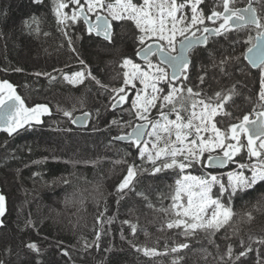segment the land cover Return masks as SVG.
Returning a JSON list of instances; mask_svg holds the SVG:
<instances>
[{
  "label": "trees",
  "instance_id": "obj_1",
  "mask_svg": "<svg viewBox=\"0 0 264 264\" xmlns=\"http://www.w3.org/2000/svg\"><path fill=\"white\" fill-rule=\"evenodd\" d=\"M16 2L14 6H8V2L0 0V77L16 87L27 106L47 103L53 114L46 117L40 126H33L30 130L24 129L12 136H0V173L13 172L22 196L21 211L17 217L9 216L6 220L5 215L2 219L0 261H3V264H88L89 259V264H172L174 259L183 257L179 264H221L218 255L223 254L226 245L232 242L234 252L238 254L243 250L240 247V241L243 240L244 246L251 244L253 251L246 258H241L239 264H257V249L260 262L264 264V245L253 242L264 238V210H257L264 204V197L261 196L264 184L258 186L255 191L238 193L233 198L234 210L240 215L236 217V234L231 237V241L225 240L221 233L211 238L215 241V244H211L207 237L198 234L190 240V248L180 253L170 251L173 241L184 242L183 237L178 235L179 230L165 228L161 231L168 217L162 212L146 207L147 201L136 195L137 192H143L156 208H168L172 203L170 196L174 194L175 181L180 177L178 169H169L155 176L147 172L139 174L134 191H127L117 204L119 197L115 188L126 175L127 164L114 162L126 158L128 163H131L137 156L128 143L114 142L112 137L119 132L115 127L107 129V126L113 117L119 118L122 115L125 120L129 117L126 112L117 111L121 109L106 111L109 95L112 94L101 95L103 89H100L95 81L85 79L82 84L73 86L64 81L60 71L54 70H63L64 73L80 70L83 66L79 64V57L103 83L110 88L121 87V59L127 57L136 61V38L139 32L135 25L127 20L113 22L112 42H105L89 34L81 20L71 27L58 26L52 11V0H43L35 5L32 0ZM213 3L214 0H205L204 8L209 11ZM244 5H247V0H238L236 6ZM253 5L258 12H264V0H253ZM71 8L72 6L64 11L71 13ZM32 16L39 18L38 33L25 28L22 23ZM35 27L36 25H33V28ZM65 31L72 37L76 52L69 49ZM252 34L255 35V32ZM235 39V33L228 37L210 38L209 44L198 48L192 59L191 79L195 78L189 82V86H198L197 90H203L210 96L215 91H227L235 85L240 93L227 107V111L233 114L231 121L223 115L216 118L222 121L218 125L222 131L229 122H238L236 117L242 118L244 114L250 113L257 100L258 79L255 70H252V75L247 78L239 72H234L230 78L211 66L213 58L219 62L222 56L233 54V47L235 55L244 51L245 46H234ZM31 60L38 63L33 69L28 67ZM201 66L207 69L206 73L201 71ZM16 68L23 71L16 72ZM228 71L233 70L229 67ZM35 73L41 75L37 76ZM44 73L50 76L43 75ZM198 75H205L203 84H200ZM51 77L56 79L50 82ZM80 98L84 101L83 109L80 108ZM58 104L66 109L75 105L78 109L75 115L81 111H89L95 116V110L99 109L100 124L92 126L98 118L92 119L89 125L92 126L91 131L77 130L67 118L56 112L55 107ZM121 107L126 108L125 105ZM44 137L51 138L54 144L43 141ZM125 152L131 155L125 157ZM85 154H88V157H84ZM252 160L255 161V158ZM233 161L237 166L239 163H248L249 158L246 159V154L242 152ZM136 163L141 162L136 159ZM64 180L68 183H64ZM96 181L108 185L100 190L99 194L94 186ZM57 183L60 188L54 192L59 195L58 204L50 208H32L30 201L39 194L46 195ZM214 191V195L219 194V189L214 188ZM66 197L76 200L82 198L84 203L69 207L64 203ZM100 212H104L102 220L114 219L110 224H103L99 249L95 246L85 249V243L92 244L96 238V231L100 228V225L96 224V216ZM244 212H251L253 219L244 217ZM124 220L138 226L135 236L130 225L122 223ZM30 242L38 244L41 250L39 255L26 247ZM133 244L136 247H133ZM165 245L168 246L167 249ZM217 245L220 246L219 254ZM144 247L156 248L161 253L167 251L168 254L145 256L142 251H137V248ZM201 249H207L211 255L205 256ZM65 250L69 256L63 255Z\"/></svg>",
  "mask_w": 264,
  "mask_h": 264
},
{
  "label": "snow or ice",
  "instance_id": "obj_2",
  "mask_svg": "<svg viewBox=\"0 0 264 264\" xmlns=\"http://www.w3.org/2000/svg\"><path fill=\"white\" fill-rule=\"evenodd\" d=\"M33 2L39 4L42 0ZM52 2V11L58 26L71 27L82 20L89 34L102 36L108 42H112L114 34L113 21H132L139 32L135 54L143 64L134 63L127 57L123 59L121 66L131 65L132 71L123 73L121 87L110 88L98 79L86 62L79 57H77L79 64L83 66L80 70L71 73L54 70L60 71L64 81L73 86L82 84L85 79L95 81L96 85L103 89L101 95L113 94L109 95L110 103L106 111L120 108L121 112H126L129 117L127 120L123 119L122 115L119 118L113 117L107 126V129L115 127L119 132L112 137L113 141L127 142L129 147H135L137 150V157L131 163H128L126 158L114 162L127 164V173L115 188V193L119 197L117 204L127 191H134L136 178L141 173L147 172L155 176L169 169L173 171L179 169L182 174L185 169L193 168L197 164L207 168L224 167L233 160V157L246 149L249 162L239 163L238 171L228 172L227 183L215 175H209L207 178L183 175L177 179L174 194L170 196L172 203L168 208H156L143 192L136 193L147 201L146 207L162 212L168 217L161 231L165 228L179 230L178 235L183 237L184 242L173 241L170 248L172 253L189 249L190 240L198 234L207 237L211 244H215L211 238L221 233L225 240L231 241V237L236 234L234 228L236 217L240 215L234 210L233 198L238 193L255 191L258 186L264 184V12H258L253 7V0H247L244 7L236 6L238 0H214L213 6L207 12L203 7L205 0H142V2L52 0ZM71 6H74L71 13L64 11ZM89 14H94L95 18L91 19ZM207 22L212 26L210 27ZM22 23L30 31L37 33L40 31L39 18L36 16ZM33 25L36 27L33 28ZM233 33L236 35L234 46L237 44L245 46V50L240 55H235L233 47V54L222 56L219 62L213 58L211 66L218 68L222 75L230 78L234 72H239L241 76L247 78L252 75V70H255L259 91L256 93V106L252 111L244 114L242 118L236 117L238 122H229L222 131L218 127L222 121L216 118L222 114L231 121L233 114L227 111V107L233 98L240 94L235 85L227 91L222 89L209 96L203 90H197L198 86H189V82L194 50L198 46L206 47L210 37H228ZM64 35L67 37L69 49L76 52L72 37L66 31ZM229 67L232 68V72L228 71ZM14 71L22 72L23 69L16 68ZM201 71L206 73L207 69L201 66ZM35 75L39 76L41 73ZM43 75L50 76L48 73ZM197 78L200 84L205 82V75H198ZM55 79L56 77H51L50 82ZM134 81H139L143 88L136 91L135 97L131 99L130 108H121L128 100L127 86L131 85L134 89L137 87ZM79 103L83 109V98L79 99ZM55 110L72 124L81 127L100 116L99 109L95 110V116L89 111H81L80 115H75L78 111L75 105L71 109H66L58 104ZM52 114L49 104L27 106L11 83L7 80L0 81V131L12 136L14 133L18 134V130L23 129L25 125L29 128L41 125L43 123L41 117H51ZM173 116L174 119L171 118ZM209 132L212 134H203ZM217 149L223 155H213ZM129 155L131 153L125 152V157ZM252 158H256L255 161ZM136 159L141 163L137 164ZM246 171L250 175L246 174ZM63 182L68 183L67 180ZM217 185L219 194L214 195L213 187ZM99 191L97 186L98 194ZM261 196L264 197V192ZM162 199L163 197L161 203ZM5 201L6 197L0 194V217L4 216L6 211ZM64 203L69 207L77 203L83 205L84 199L66 197ZM257 210H264V204ZM243 216L248 220L253 219L251 212H244ZM102 217L104 212L96 216V224L100 225V228L97 229L92 244L85 243V249L92 246L99 249L103 224H110L114 219L102 220ZM2 223L3 221H0V224ZM122 223L129 224L133 236L136 235L138 228L136 224H131L128 220ZM249 239L253 240L252 237ZM253 242L264 245V238ZM26 247L37 255L40 254L41 250L35 242L28 243ZM133 247L136 245L133 244ZM165 247L167 249L168 246ZM216 247L219 254L220 246ZM240 247L243 250L236 254L233 243L229 242L223 254L218 255L221 264L229 262L239 264L241 258H246L253 251L252 245L245 247L243 240L240 241ZM137 251H142L145 256L168 254L167 251L161 253L156 248L148 247L137 248ZM201 251L205 256L211 255L207 249ZM63 255L69 256L68 251H63ZM182 259L183 257H178L172 264H179ZM0 264H3V261H0ZM257 264H261L258 249Z\"/></svg>",
  "mask_w": 264,
  "mask_h": 264
},
{
  "label": "rangeland",
  "instance_id": "obj_3",
  "mask_svg": "<svg viewBox=\"0 0 264 264\" xmlns=\"http://www.w3.org/2000/svg\"><path fill=\"white\" fill-rule=\"evenodd\" d=\"M1 1H4V2H8L7 4H8V6H14L15 5V3H17L16 1L17 0H1ZM43 1V0H42ZM135 2H142V0H135ZM5 3V4H6ZM6 4V5H7ZM32 4L33 5H35V4H37V3H34L33 2V0H32ZM40 4V3H39ZM72 7H74V6H72ZM203 7H206V4L204 3V5H203ZM71 10H72V8H71ZM204 10H205V12H207V10L204 8ZM191 15V13L189 12V16ZM89 16H94V14H89ZM113 22H121V21H113ZM132 22V21H131ZM133 23V22H132ZM134 24V23H133ZM211 38H213V37H211ZM136 44V43H135ZM137 47H138V44H137ZM205 47V46H204ZM136 50H137V48H136ZM244 50H245V48H244ZM194 58V53H193V56H192V59ZM123 59H124V57H123ZM123 59H121V61L123 62ZM132 60V59H131ZM134 63H140V64H143V62H139L138 60H137V57H136V61H134V60H132ZM31 63L28 65V67H30L31 69H33V68H35L36 67V65H38V63H35V61H30ZM122 62H121V65H122ZM1 63V62H0ZM0 65H2V64H0ZM76 65V64H75ZM46 66H49V65H46ZM120 70H121V73H122V75H123V73L125 72V71H128V72H131L132 71V67H131V65H127V66H125V67H122L121 66V68H120ZM195 77H193L192 79H194ZM191 79V80H192ZM5 80V79H4ZM123 80H124V76H123ZM0 81H3V78L2 77H0ZM8 81V80H7ZM9 82V81H8ZM66 82V81H65ZM9 83H11V82H9ZM67 83V82H66ZM134 83L137 85V87L134 89V88H132L131 87V85H129V86H127V96H128V100L126 101V103L124 104L125 106H126V108L128 109V108H130L131 107V99H133L134 97H135V94H136V91L137 90H139V89H142L143 88V85H141L140 83H139V81H134ZM12 84V83H11ZM13 85V84H12ZM78 85H80V84H78ZM123 85V84H122ZM14 86V85H13ZM75 86H77V85H75ZM15 87V86H14ZM15 89H16V87H15ZM259 91V81H258V86H257V92ZM16 92H17V89H16ZM149 92H150V89H149ZM17 94H18V92H17ZM112 94V93H111ZM113 95V94H112ZM72 102V101H71ZM72 103H76V101H74V102H72ZM109 103H110V101H109ZM79 104V103H78ZM34 106V105H33ZM109 107V106H108ZM122 108V107H121ZM125 108V109H126ZM117 109H120V108H117ZM116 110V109H115ZM110 112H112V111H114V110H109ZM117 111H121V110H117ZM155 109L153 110V112L155 113ZM198 111H199V109H198ZM117 113V112H116ZM222 115V114H221ZM46 117H48V116H42L41 117V119H42V121L44 122V119L46 118ZM171 118H175L174 116L173 117H171ZM33 124H34V122H33ZM43 124V123H42ZM41 124V125H42ZM100 124V121H99V118L97 119V121H96V123L95 124H92V126H98ZM34 126H40V125H34ZM92 126H89L88 127V129H86V131H91V129H92ZM33 127H31V128H29L28 127V125H25V127L23 128V129H20V130H18V132H20V131H22V130H24V129H28V130H30V129H32ZM1 134H6L7 136H8V134L7 133H0V136H1ZM14 134H16V133H14ZM13 134V135H14ZM204 135H211L212 133H203ZM51 138H46V137H44V140L43 141H45V142H47V143H49L50 145H52V144H54V141H51L50 140ZM173 139H174V137H173ZM53 142V143H52ZM115 142V141H114ZM226 143V142H225ZM245 143H246V141H245ZM227 144V143H226ZM130 149L133 151V153L137 156V150H136V148L135 147H130ZM242 152H244L245 154H246V159H248L249 157H248V155H247V151H245V149L242 151ZM241 152V153H242ZM241 153H238L235 157H234V160L238 157V156H240V154ZM217 154H219V155H223V153L219 150V149H217L216 150V152H214L213 153V155H217ZM205 155H207V153L205 154ZM84 157H88V154H85V155H83ZM256 159V158H255ZM139 160V159H138ZM236 165V162L234 161L233 162V165L232 166H230V170L229 171H227V172H225V173H217V174H212V173H208V172H206L205 171V169H204V167H202L200 164H197L195 167H193V168H189V169H185L184 170V173H180V177H179V179L183 176V175H191V176H198V177H200V176H202V177H205V178H207L209 175H215V176H217L218 178H222L223 180H224V182L225 183H227V173L228 172H231V171H238L239 169H238V167L237 166H235ZM179 170V169H178ZM246 174H248V175H250V173L249 172H247L246 171ZM117 180V179H116ZM94 186H95V190H96V188H97V186H99V190H102V189H104V188H106V186H108V185H105L103 182H101V181H96L95 183H94ZM175 186H176V184H175ZM52 188H53V186H52ZM49 189L48 191H47V193H52V192H54V191H56L58 188H60V184L59 183H57V185H56V187L55 188H53V189ZM214 188H217V189H219V187H218V185L217 186H214L213 187V194L215 193V191H214ZM57 192V191H56ZM56 192H54V193H52V194H47L46 193V195L48 196H46V195H44V194H37L38 196L36 197V198H34V199H32L31 201H30V203H31V206H32V208H34V209H36L37 208V206H43V208H50V207H54V206H56V204H58L57 202L59 201L58 199H60L59 198V195H56L55 193ZM0 194H3L5 197H6V201H5V207H6V211H5V218H6V220L8 219V217L10 216L11 218L12 217H14V216H16L17 217V215L19 214V211H21V199H22V196L20 195V193H19V189H18V187H17V184H16V181L14 180V174H13V172L12 171H8V172H1L0 173ZM185 199V201H186V198H184ZM10 220V219H9ZM2 225H3V223L2 224H0V228L2 227ZM87 263L89 264V259H87Z\"/></svg>",
  "mask_w": 264,
  "mask_h": 264
},
{
  "label": "water",
  "instance_id": "obj_4",
  "mask_svg": "<svg viewBox=\"0 0 264 264\" xmlns=\"http://www.w3.org/2000/svg\"><path fill=\"white\" fill-rule=\"evenodd\" d=\"M84 23V22H83ZM87 27V26H86ZM114 28V27H113ZM94 34V33H93ZM95 35V34H94ZM96 36V35H95ZM97 37V36H96ZM99 38H101V39H103V37L101 36V37H99ZM211 38V37H210ZM106 42H108V41H106ZM201 47H204V46H198L196 49H198V48H201ZM137 60L139 61V62H143L139 57H137ZM81 113H79V114H76V115H80ZM90 122H91V120L89 121V124L88 125H86V126H84V127H81V126H79V125H76V124H72L71 122V126L73 127V128H75V129H77V130H85V129H88V127H89V125H90ZM0 133H5V132H2V131H0ZM115 142H117V143H122V144H127V142H122V141H115ZM232 164V161H230L228 164H226L224 167H212V168H207L206 167V169L208 170V171H210V172H225V171H227L228 169H229V167H230V165ZM5 215V214H4ZM3 217L4 216H2V217H0V221H2V219H3Z\"/></svg>",
  "mask_w": 264,
  "mask_h": 264
},
{
  "label": "flooded vegetation",
  "instance_id": "obj_5",
  "mask_svg": "<svg viewBox=\"0 0 264 264\" xmlns=\"http://www.w3.org/2000/svg\"><path fill=\"white\" fill-rule=\"evenodd\" d=\"M244 6H246V5H244ZM244 6H242V7H244ZM254 6V5H253ZM90 18L91 19H94L95 18V16H90ZM208 23V25L211 27L212 25H211V23L210 22H207ZM86 26V25H85ZM87 28V27H86ZM113 32H114V29H113ZM93 34V33H92ZM93 36L95 37V38H97L98 40H102V41H105L104 39H101V38H99V37H96L94 34H93ZM106 42V41H105ZM196 50L197 49H195L194 50V53L196 52Z\"/></svg>",
  "mask_w": 264,
  "mask_h": 264
}]
</instances>
